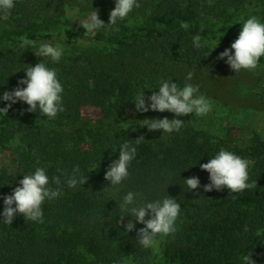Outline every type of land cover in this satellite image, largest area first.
Returning a JSON list of instances; mask_svg holds the SVG:
<instances>
[{"label": "trees", "instance_id": "1", "mask_svg": "<svg viewBox=\"0 0 264 264\" xmlns=\"http://www.w3.org/2000/svg\"><path fill=\"white\" fill-rule=\"evenodd\" d=\"M138 2L130 24L118 22L119 32L99 30L93 44L67 51L58 63L36 56L35 45L22 48V38L51 39L49 30L67 19L68 6L98 12L109 23L115 0H16L9 20H0V108L9 103L3 92L26 87L18 84L26 79L25 69L40 62L57 70L65 107L54 120L27 111L25 102L13 104L7 115L0 112V150L11 152L14 166L0 165V264H242L249 253L255 264H264V136L254 133L246 140L231 128L214 134L197 127L194 114L138 112L134 102L144 93L150 103L147 97L159 91L162 80L182 88L193 79L187 80L189 73L217 68L215 51L206 43L208 21L225 22L231 10L247 4L264 9V0H212L211 6L209 0ZM196 35L200 49L193 45ZM220 38L230 47L236 40L226 33ZM85 105L99 108L100 117L85 120ZM165 117L179 118L184 126L171 134L142 127L145 119ZM125 141L137 148V157L117 192L105 174ZM222 148L252 162L249 182L257 180L256 190L204 191L210 174L200 165ZM76 166L88 180L76 188L64 184L57 199L46 201L44 223L21 214L12 225L2 222L3 197L24 175L43 167L63 183ZM192 177L201 186L190 191L184 180ZM129 191L142 194L138 202L171 196L180 203L178 231L163 238L161 251L138 244L145 225L137 222L126 231L131 215L119 224L124 214L119 204Z\"/></svg>", "mask_w": 264, "mask_h": 264}, {"label": "clouds", "instance_id": "2", "mask_svg": "<svg viewBox=\"0 0 264 264\" xmlns=\"http://www.w3.org/2000/svg\"><path fill=\"white\" fill-rule=\"evenodd\" d=\"M211 3L212 0H209L210 6ZM15 7L16 0H0V20H9L11 11ZM140 7L141 4L138 0H115V8L110 13L109 23L102 21L98 12H92L86 20L80 21V24L87 30L85 34L88 35H96L101 29L119 32L118 22L128 20L130 24L132 22L131 13ZM182 27L186 28L187 25H182ZM34 43L30 39L22 38L20 46L22 48L34 46ZM193 45L197 49L204 47L199 35L193 37ZM34 53L38 57H47L52 62L58 63L62 59L63 48L44 43ZM262 56H264V23L258 17L252 16L243 23L239 37L232 43L230 49L220 53L219 59L226 57V63L237 73L241 70L255 71ZM25 71L26 79H21L18 84L26 85V87L18 86L12 91L3 92L2 100L9 103L7 107L0 108V112L7 115L13 104L25 102L29 105L27 111L39 112L48 120L56 119L59 113L65 111L64 88L58 78L57 70L40 62L35 66H28ZM192 76L193 74L189 73L187 80H191ZM158 89V92L153 91L152 95L147 97V101L150 103L146 102L144 93L137 96L134 101L136 111L144 113L149 110L167 111L174 113L176 117L189 114L204 116L212 111L211 102L200 94L198 85L186 83L181 88L175 82L162 80ZM142 122V127H147L149 131L162 129L163 133L168 134L179 132L184 126V121L179 118L172 120L167 117L145 119ZM143 140V136L135 139L137 145ZM136 157L137 148L130 142L125 141L120 145L119 159L112 162L105 174V179L110 181V186L117 192L123 182L130 178L129 168ZM251 164L252 162L248 159L223 148L220 149L209 162L200 165L202 170L210 174V183L203 186L204 191H223L227 188L233 194L242 193L245 190H256L257 180L249 182ZM87 180L88 177L81 174L79 166L73 168L70 176L66 175L63 183L60 176L49 178L45 168L37 167L34 173L24 175L23 179L19 181L20 186L15 187L12 194L3 197L2 222L12 225L16 215L21 214L26 221L42 224L44 223L42 206L46 201L57 199L62 194L61 190L64 184L69 188H76L77 185H85ZM184 181L190 191L201 186L198 177L188 178ZM140 196H142L141 193L127 192L119 204L121 212L124 214L120 215L118 222L123 225L124 217L131 215L132 219L125 226L126 231H133L137 222L145 225L138 230V244L145 250H158L162 238L177 233L181 205L176 198L171 196L152 202H138ZM146 217L150 218L146 219ZM242 264H255L252 253L242 257Z\"/></svg>", "mask_w": 264, "mask_h": 264}, {"label": "rangeland", "instance_id": "3", "mask_svg": "<svg viewBox=\"0 0 264 264\" xmlns=\"http://www.w3.org/2000/svg\"><path fill=\"white\" fill-rule=\"evenodd\" d=\"M92 12H83L77 6H68L67 19L49 30L51 39L35 40L34 45L49 43L67 51L89 46L94 43L93 35H88L80 21L86 20ZM256 16L264 23V9L256 5L247 4L244 7L231 10L230 18L222 22L211 18L206 24L210 31L206 43L215 51L218 58L217 68L206 71H195L191 84L198 85L200 94L204 95L212 104V111L204 116L195 115V125L214 134H222L229 128L242 139H249L254 133L264 136V99L259 96L264 82V62L259 61L255 71L241 70L235 72L226 63V57L219 59L220 53L231 47L221 39L223 33L234 36L236 39L242 30L243 23L250 17ZM225 30H220L221 27ZM234 54V50H233ZM264 57V56H263ZM85 120H96L100 117L99 108L85 105L82 108ZM88 144H85V146ZM0 165L13 168V158L8 150H0ZM160 241L158 250H162Z\"/></svg>", "mask_w": 264, "mask_h": 264}]
</instances>
